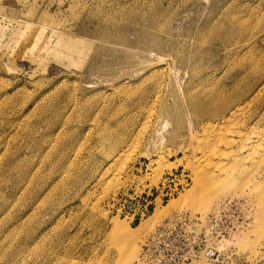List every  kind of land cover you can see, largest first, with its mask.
Wrapping results in <instances>:
<instances>
[{
  "label": "rangeland",
  "instance_id": "1",
  "mask_svg": "<svg viewBox=\"0 0 264 264\" xmlns=\"http://www.w3.org/2000/svg\"><path fill=\"white\" fill-rule=\"evenodd\" d=\"M232 56L264 74V0H0V264H137L161 219L235 195L254 212L230 258L264 264V165L252 188L194 187L199 127L178 90ZM173 60L198 68L172 87ZM163 104L182 119L160 139Z\"/></svg>",
  "mask_w": 264,
  "mask_h": 264
},
{
  "label": "bare ground",
  "instance_id": "2",
  "mask_svg": "<svg viewBox=\"0 0 264 264\" xmlns=\"http://www.w3.org/2000/svg\"><path fill=\"white\" fill-rule=\"evenodd\" d=\"M155 37L157 36L154 35L151 38L148 37L146 39V42L147 40L155 39ZM147 45L149 46V44ZM150 45H153L154 47H158L160 44L156 38L153 41V44H150ZM223 45L226 46L228 44H223ZM200 48L197 47L196 49L199 50ZM251 48L253 50V47ZM210 49L208 48V50H206V53H209ZM238 49L239 48L237 46L236 51L234 50V52L239 53L240 50ZM245 49L247 50V48ZM252 50L250 52H252ZM146 52L148 56H154L156 59L162 60L161 62H163V60L165 59L164 54H161V52L156 51L152 47H149ZM230 52H233V51H230ZM247 55L249 56V53ZM248 56L246 57L247 59H249ZM258 59H259V56H258ZM249 61L250 60H248V62L246 63L245 61H241L239 57L237 59V57L234 56L231 59L230 58L227 59L224 62V64H217V65L214 64L213 68H208L209 66H207L200 70L198 69L199 71L197 70L196 72H193V74H189V79L188 81L185 82L183 86L178 84V90L180 91V95H182V97L184 96L183 98L185 102L184 104L186 105L185 109L187 111V116H189V119L187 121L188 125L192 126L194 124L192 120H195L199 127V130H197L198 132L195 131L192 134L197 140V144H196L197 146L195 145L197 148H195L194 150L192 147V150H194L197 153V154L195 153L194 156L196 157V160H197L196 163L198 164L196 167L197 169L196 168L194 169L195 171L194 174L192 171V174L195 177L194 187H196L197 185H201V184L202 186L204 185L207 187V185L209 186V184L211 183L215 184V183H220V182H224V183L242 182L246 185L250 184L251 188L255 186V188H252V189L258 191L259 188L264 185V181H262L263 179L260 181L258 180L257 183L253 181L254 180L253 176L256 174L258 167L264 165V74H260L259 71L256 70L259 64L258 60L256 62V60L252 59V62L250 61L251 63ZM191 64L193 65L194 63L192 62L188 64L183 61L175 62V60H173V62L168 63V66H169L168 68L171 72L170 74L173 75L172 77H170L171 80L173 81V82L170 81L172 87H173V83L177 85L176 83H178L180 78L182 79L185 76H187V72H190V70L193 71L194 69L198 68V67L192 66ZM217 70H220V72L219 73L216 72ZM247 79L252 80V82L247 83ZM162 86L163 84H160L159 86L160 89ZM156 94L158 95V93ZM147 112H149V109ZM150 113L147 115L145 119V121L147 122H148L147 118L150 119V116H152ZM160 114H161L160 115L161 116L160 126L155 131V133L157 132V134L160 136V139H164V133L167 132L168 126L171 124V120H170L171 118H169V115L171 117H174V120L176 121V132L178 133L180 121L182 117L176 111V109L170 110L165 104H163L161 107ZM189 136L191 137L190 134ZM188 145L190 147V144ZM116 160H114L113 162H115ZM160 162L161 161H159V163ZM167 163H166V166H168ZM113 164L114 163L111 162L112 166ZM109 167H110V163L106 167L105 172H107ZM216 175H218L219 178L217 177L216 179L215 178ZM251 182L252 183L254 182L253 184L255 185L252 186ZM202 186L200 187L203 188L204 186L203 187ZM262 194L264 195V193ZM259 195L260 194L256 195V197ZM261 197H263V199ZM260 199L264 200V196L261 195ZM259 201L260 202L257 203L256 207L259 205L258 207L261 208V209L258 208L260 210V214L264 215V205H263L264 201L263 203L261 200ZM117 218L118 217L110 218L111 225H114V224L117 225L119 223ZM124 243H128V240H122V239L119 241L117 240L116 246L118 247V249H120L121 244H124ZM47 246H48V243H47Z\"/></svg>",
  "mask_w": 264,
  "mask_h": 264
},
{
  "label": "built area",
  "instance_id": "3",
  "mask_svg": "<svg viewBox=\"0 0 264 264\" xmlns=\"http://www.w3.org/2000/svg\"><path fill=\"white\" fill-rule=\"evenodd\" d=\"M253 212L247 198L235 195L205 214L166 216L143 239L137 264H236L228 240L248 225Z\"/></svg>",
  "mask_w": 264,
  "mask_h": 264
}]
</instances>
